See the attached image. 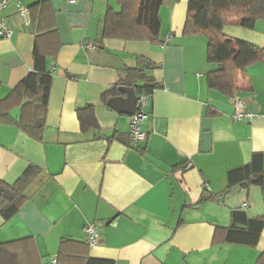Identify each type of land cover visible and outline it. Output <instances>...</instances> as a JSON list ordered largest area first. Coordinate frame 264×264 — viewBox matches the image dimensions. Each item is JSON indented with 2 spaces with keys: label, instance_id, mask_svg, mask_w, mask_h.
Instances as JSON below:
<instances>
[{
  "label": "crops",
  "instance_id": "1",
  "mask_svg": "<svg viewBox=\"0 0 264 264\" xmlns=\"http://www.w3.org/2000/svg\"><path fill=\"white\" fill-rule=\"evenodd\" d=\"M108 6L119 10L115 0H11L0 13L12 30L0 37V100L32 71L34 46L52 77L45 116L35 122L41 132L32 131L41 140L0 121V181L12 185L29 165L38 168L17 213L8 220L0 215V243L16 241L26 264L53 257L56 264L87 257L113 264H255L264 227L253 247L225 237L233 210L264 214L261 190L246 185L232 193L227 172L264 152V64H250L233 93L256 116L235 120L233 95L207 85L216 65L207 61L206 36L183 34L188 0H162V44L102 38ZM222 31L264 47V20ZM140 58L154 65L148 73L160 87L139 123L147 137L134 142L130 115L101 95ZM88 105L98 130H81L77 110ZM18 114V106L10 110ZM87 223L97 226L95 246L86 242Z\"/></svg>",
  "mask_w": 264,
  "mask_h": 264
},
{
  "label": "trees",
  "instance_id": "2",
  "mask_svg": "<svg viewBox=\"0 0 264 264\" xmlns=\"http://www.w3.org/2000/svg\"><path fill=\"white\" fill-rule=\"evenodd\" d=\"M119 10L108 6L102 28V38L124 40H147L162 44L159 38V8L162 0H115ZM264 20V0H223L213 4L212 0H188L187 14L183 27L184 35L203 34L207 39V61L216 65L206 73L209 88L224 95L232 96L237 90L238 78L245 75L246 68L254 62L264 64V47L228 36L222 28L228 24H237L244 28H253L255 22ZM33 69L12 89L9 95L0 100V121L12 123L41 140V132L35 122H42L45 116L48 94L52 77L46 69L45 57L34 46ZM154 65L145 59H138V65L127 67L124 79L111 90L104 92L101 99L106 104L111 97L124 95L123 84L128 82L140 94L150 95L159 88L148 71ZM19 108L16 118L10 115L12 108ZM81 130H98L94 107L88 105L77 110ZM38 168L29 165L12 185L0 181V215L3 220L13 217L26 201V188L35 178ZM227 189L240 182L256 185L261 190L264 205V152H254L250 160L227 172ZM7 191L11 197L4 195ZM264 227V214L249 217L242 209L231 212L230 226L226 231V241L246 246H255ZM16 241L0 243V264H26L20 256ZM58 260V259H57ZM82 264H113L107 259H84ZM255 264H264V251Z\"/></svg>",
  "mask_w": 264,
  "mask_h": 264
},
{
  "label": "built area",
  "instance_id": "3",
  "mask_svg": "<svg viewBox=\"0 0 264 264\" xmlns=\"http://www.w3.org/2000/svg\"><path fill=\"white\" fill-rule=\"evenodd\" d=\"M11 0H0V13L7 7ZM75 1V0H69ZM19 12L27 16L28 9L26 7L20 6ZM12 35V30L8 26L7 22L0 16V37L1 38H9ZM171 36H167L165 42L169 41ZM88 46V45H87ZM88 47H91L89 45ZM149 95L140 94L137 97V110L133 115L129 116V133L131 140L134 142L143 141L146 139L147 135L145 132L141 131L139 128V123L146 117V107L148 105ZM233 103H234V111L232 113V118L235 120L241 119H252L255 113L247 110L240 98L233 95ZM248 206V202H243L241 204L242 208H246ZM84 233L86 237V242L90 246H95L98 243V233L97 226L95 223H87L84 226ZM49 264H56V257H53Z\"/></svg>",
  "mask_w": 264,
  "mask_h": 264
},
{
  "label": "water",
  "instance_id": "4",
  "mask_svg": "<svg viewBox=\"0 0 264 264\" xmlns=\"http://www.w3.org/2000/svg\"><path fill=\"white\" fill-rule=\"evenodd\" d=\"M123 86H125L122 87L124 96L113 97L109 99L107 104L118 113L128 116L133 115L134 112L137 110V97L130 83H124ZM36 124L38 125L39 123ZM246 185V182H240L239 184L234 185L230 190L232 193H235L239 189L245 188ZM4 195L7 197H11V195L7 191H4Z\"/></svg>",
  "mask_w": 264,
  "mask_h": 264
}]
</instances>
